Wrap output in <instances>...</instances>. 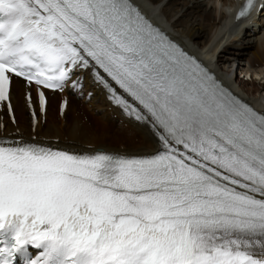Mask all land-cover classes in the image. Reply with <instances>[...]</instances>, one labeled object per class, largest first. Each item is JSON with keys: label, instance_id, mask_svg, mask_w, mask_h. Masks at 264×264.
Segmentation results:
<instances>
[{"label": "snow or ice", "instance_id": "6c2138e0", "mask_svg": "<svg viewBox=\"0 0 264 264\" xmlns=\"http://www.w3.org/2000/svg\"><path fill=\"white\" fill-rule=\"evenodd\" d=\"M148 7L0 0V264H264V111ZM253 12L264 0H242L234 20ZM86 83L147 131L149 150L41 139L50 94Z\"/></svg>", "mask_w": 264, "mask_h": 264}, {"label": "bare ground", "instance_id": "6f19581e", "mask_svg": "<svg viewBox=\"0 0 264 264\" xmlns=\"http://www.w3.org/2000/svg\"><path fill=\"white\" fill-rule=\"evenodd\" d=\"M234 1L236 0H141L142 4L149 5L147 13L153 22L161 25L192 54L208 60L220 79L261 109L264 107L262 102L264 84L256 88H247L248 84L241 79L236 84L233 76H241L246 72L257 73L262 76L260 81L264 82V35L255 42L248 40L252 36L250 33L254 32L250 25H259L264 13L258 20H243L235 25L230 20L229 8ZM221 3L224 4L225 11L209 7V5ZM88 92H93L88 105L99 112V118L105 125L100 126L108 129H98L97 125L93 123L92 125L86 119L85 113L81 111L82 102H79L73 95L69 96V107L62 124L59 125L54 118V107L58 95L51 96L50 94L48 119L41 132L42 140H58L60 147L83 153L104 150L123 154H140L152 147L147 131L133 121L127 120L116 109H111L106 95L90 83H86L84 95H81L82 101L85 102ZM16 116L20 131L27 136L30 132V117L25 110L19 107ZM114 116L117 119H114ZM119 122L123 125L119 126ZM9 127L14 126L9 122ZM112 128H116L112 135L100 136L101 133L112 132L110 130ZM132 138L138 139V144H132Z\"/></svg>", "mask_w": 264, "mask_h": 264}, {"label": "rangeland", "instance_id": "374dc122", "mask_svg": "<svg viewBox=\"0 0 264 264\" xmlns=\"http://www.w3.org/2000/svg\"><path fill=\"white\" fill-rule=\"evenodd\" d=\"M204 1V0H203ZM218 10H220L219 8H218ZM263 18V17H262ZM262 24V23H261ZM261 24L259 23V25H256L255 26V24H252V26L250 25V27H252V30H254V32H251L250 34L252 35V36H250V38L248 39V40H250V42H255L256 41V39H258L259 37H262V35H264V26L262 27V30H261ZM256 29V30H255ZM258 32H259V34H258ZM239 79H241L240 77H239ZM239 79H235V81H236V84H237V81L239 80ZM241 81H243V80H241ZM244 83H246V84H248V86H247V88L249 87V88H256V87H259L260 85H263L264 84V82H262V81H243ZM252 85V86H251ZM255 94V93H254ZM82 98V97H81ZM59 99H60V97H58V100L56 101V105H55V107H54V118H55V120H57L58 122H59V125H61L62 124V120L58 117V102H59ZM79 101V100H78ZM79 102H82L81 103V111L83 112V113H85V115H86V119L92 124H95V125H97L99 128L98 129H100V128H105V129H108V128H106V127H103V126H105V125H103V120H101L99 117V112L98 111H96V110H93L88 104H89V102L88 101H86V99H85V102H84V100L82 101V99L79 101ZM48 119V118H47ZM114 119H115V116H114ZM92 124V125H93ZM100 125H103V126H100ZM123 125V123H119V126H122ZM124 127H126L125 125H124ZM112 132H108V133H106V132H104V133H101L100 134V136L101 137H105V136H109V135H112L113 134V131L114 130H116V128H112V129H110ZM131 142H132V144H134V145H136V144H138V139H136V140H134L133 138L131 139ZM117 145H119L120 146V144L119 143H117Z\"/></svg>", "mask_w": 264, "mask_h": 264}]
</instances>
